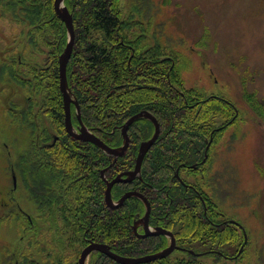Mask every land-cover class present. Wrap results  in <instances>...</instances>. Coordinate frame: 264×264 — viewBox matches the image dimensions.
<instances>
[{"label":"trees","instance_id":"16d2710c","mask_svg":"<svg viewBox=\"0 0 264 264\" xmlns=\"http://www.w3.org/2000/svg\"><path fill=\"white\" fill-rule=\"evenodd\" d=\"M118 3L64 0L75 32L66 80L82 124L110 148L122 145L121 127L141 111L159 124L140 177L112 189L114 200L130 190L143 195L151 206L150 226L175 236L178 249L173 254L144 264H205L207 257L220 262L223 256H241L244 251L239 247L247 246L241 226L232 220L222 222L216 203L199 184L175 177L177 169L179 177L182 171H203L216 137L237 121L239 113L229 100L186 88L178 57L168 48L142 44L146 40L142 36L129 38ZM53 4L54 0H0V14L9 27H18L25 55L36 53L44 60L31 64L23 62L24 55L16 60L6 55L9 60L0 63V84L19 87L23 95L22 104L12 105L16 111L8 110L22 124L25 136L11 169L16 186L8 195L21 184L34 206V215L28 216L13 199L2 208L0 220L15 226L26 244L16 257H4L2 264H78L89 243L106 245L129 258L159 252L167 238L141 239L133 231L135 214L144 213L142 202L131 198L117 209L107 208L101 176L103 171L111 180L133 170L139 145L151 138L154 127L146 119L135 121L127 132V151L115 160L66 133L59 56L67 33ZM70 112L76 128L74 104ZM89 264L119 263L94 252Z\"/></svg>","mask_w":264,"mask_h":264},{"label":"rangeland","instance_id":"374dc122","mask_svg":"<svg viewBox=\"0 0 264 264\" xmlns=\"http://www.w3.org/2000/svg\"><path fill=\"white\" fill-rule=\"evenodd\" d=\"M118 10L129 38L142 36L146 38L142 44L157 43L177 55L186 88L205 96L218 95L237 109V121L218 134L203 171H182L181 176L199 184L217 210L248 233L241 256L202 261L264 264V0H119ZM21 40L18 27H9L0 14V63L9 60L6 55L15 60L24 55L23 62L43 63L36 53L25 55ZM22 68L25 72L26 67ZM20 94L19 87L0 84V216L10 199L27 216L34 215L21 184L8 195L12 165L25 137L22 124L8 107L22 104ZM17 231L0 220V264L26 247L24 235Z\"/></svg>","mask_w":264,"mask_h":264},{"label":"water","instance_id":"95a60500","mask_svg":"<svg viewBox=\"0 0 264 264\" xmlns=\"http://www.w3.org/2000/svg\"><path fill=\"white\" fill-rule=\"evenodd\" d=\"M63 2L64 0H54L53 5H54L55 14L64 23L65 28H66V33H67L66 46L62 54L59 56V89L62 95L63 108L65 112V120H64L65 131L68 135H70L71 137L77 140L89 142L95 145L100 150H102L105 154L113 157L115 160L116 158L123 156L125 152L127 151L128 146H129V137H128L127 131L129 127L135 121L139 119H146L153 124L154 132H153L152 137L148 139L147 141L142 142L139 145L138 154L135 159L134 169L132 171L117 175L115 178H113L110 181H107L104 179L106 183L104 201H105V205L107 208L117 209L129 198L139 199L143 203L144 208H145V213L142 219L140 220V223L143 224L142 226H143V231H144L143 235H141V238L160 235V236L168 237L170 239V243L167 248L157 253H154V254L145 255V256L136 257V258L122 257V256H119L111 252L110 248L106 245L90 243L88 246H86L81 251L79 255V259H78V264H86L87 259L89 258L90 254L93 252H100L119 264H144V263H148V262H152L155 260L165 258L169 256L176 249L175 240H174L173 235L170 232L164 230L163 228H160V227L151 228L149 226L148 220H149L151 207L147 199L143 195L135 191H129V192L124 193L119 198V200L115 202L113 201L112 196H111V190L114 185L131 183L136 178L140 177V171H141L143 159L145 155L147 154V152L150 150V148L154 145L159 135V130H160L159 124L157 120L155 119V117H153L150 113L146 111H141L138 114H135L134 116L130 117L121 127V136L123 139L122 146H120L119 148H115V149L110 148L107 145H105L100 139L94 136L82 124L81 119H80L78 104L76 100L74 99L73 95L71 94L70 90L68 89L67 81H66V65L73 51L75 32H74V27H73L72 15L69 13L67 8L63 6ZM71 104H74L77 110V121L79 124L77 132H75L72 127L71 113H70ZM209 144L210 143H208V146ZM101 176L103 177V171L101 172ZM14 182H15V179H14ZM134 230H135V227H134Z\"/></svg>","mask_w":264,"mask_h":264},{"label":"flooded vegetation","instance_id":"af4514ba","mask_svg":"<svg viewBox=\"0 0 264 264\" xmlns=\"http://www.w3.org/2000/svg\"><path fill=\"white\" fill-rule=\"evenodd\" d=\"M2 85V84H1ZM15 92V91H14ZM13 92V94H14V96L16 95V92L14 93ZM9 99V98H8ZM5 104L6 105H8L9 106V100H7V101H5ZM10 109H12V110H15L16 111V108L15 107H8V110H10ZM15 114V113H14ZM6 148V147H5ZM132 171V170H131ZM180 172V171H179ZM177 173H178V169H177ZM175 174V177H176V179H184L182 176H181V173H180V177H179V175L178 174ZM121 174H123V173H121ZM120 175V174H119ZM132 183V182H131ZM118 185H121V184H118ZM131 191V190H130ZM126 192H129V191H126ZM125 192V193H126ZM124 194V193H123ZM122 196V195H121ZM150 212H151V210H150ZM144 213H145V210H144ZM144 213H142V215H136L135 214V218L132 220V228H133V231L135 232V234H136V236L138 237V238H141V235H143V233H144V231H143V224L142 223H140V220L142 219V217H143V215H144ZM218 214H219V218L222 220V222H224V221H230V220H232V219H229V218H227L223 213H220V212H218ZM149 218H150V215H149ZM148 221H150V219L148 220ZM149 223V222H148ZM150 225V224H149ZM134 227H135V230H134ZM153 228H155V227H153ZM161 228V227H160ZM164 230H166V231H168V232H170L172 235H173V237H174V240H175V246L177 247V245H176V239H175V236H174V234L171 232V231H169V230H167V229H164ZM243 234V233H242ZM157 236H160V235H157ZM245 236H246V242H244V244H248V241H247V239H248V233H245ZM148 237H155V236H148ZM163 237H165V236H163ZM144 238H147V237H144ZM144 238H141V239H144ZM166 238V237H165ZM90 244V243H89ZM88 244V245H89ZM167 246H169V239L167 238V243H166V246H165V248L167 247ZM242 250H243V245L240 247ZM177 249H178V247H177ZM94 253V252H93ZM174 253V252H173ZM230 259H233L232 257H228V256H223V259L222 260H230ZM89 262H90V257L87 259V261H86V264H89Z\"/></svg>","mask_w":264,"mask_h":264}]
</instances>
